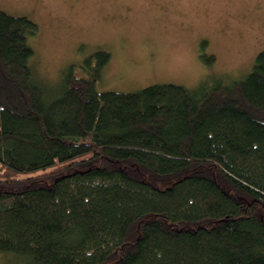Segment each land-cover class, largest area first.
<instances>
[{
    "label": "trees",
    "instance_id": "trees-1",
    "mask_svg": "<svg viewBox=\"0 0 264 264\" xmlns=\"http://www.w3.org/2000/svg\"><path fill=\"white\" fill-rule=\"evenodd\" d=\"M38 29L0 9V253L264 264V49L232 82L99 91L110 52L50 83Z\"/></svg>",
    "mask_w": 264,
    "mask_h": 264
},
{
    "label": "rangeland",
    "instance_id": "rangeland-1",
    "mask_svg": "<svg viewBox=\"0 0 264 264\" xmlns=\"http://www.w3.org/2000/svg\"><path fill=\"white\" fill-rule=\"evenodd\" d=\"M0 9L38 24L28 42L50 83L69 69L86 74L85 60L108 50L99 91L232 82L264 49V0H0ZM19 262L0 253V264Z\"/></svg>",
    "mask_w": 264,
    "mask_h": 264
}]
</instances>
